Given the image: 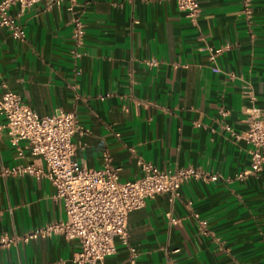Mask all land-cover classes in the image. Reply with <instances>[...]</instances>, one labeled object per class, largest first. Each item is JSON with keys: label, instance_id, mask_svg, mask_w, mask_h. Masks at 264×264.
I'll return each mask as SVG.
<instances>
[{"label": "crops", "instance_id": "crops-1", "mask_svg": "<svg viewBox=\"0 0 264 264\" xmlns=\"http://www.w3.org/2000/svg\"><path fill=\"white\" fill-rule=\"evenodd\" d=\"M53 1L10 8L25 39L0 28V96L18 94L38 116L74 113V159L100 169L107 154L121 182L141 175L138 159L217 177L188 179L176 199L156 195L128 215L135 264H264V166L234 179L249 164L236 137L244 112L264 109V0H251L249 17L243 0H197L193 21L174 0ZM31 162L25 142L0 133V238L17 240L0 247V264H72L74 240H19L64 220L49 181L2 173ZM128 255L116 242L103 264Z\"/></svg>", "mask_w": 264, "mask_h": 264}, {"label": "built area", "instance_id": "built-area-1", "mask_svg": "<svg viewBox=\"0 0 264 264\" xmlns=\"http://www.w3.org/2000/svg\"><path fill=\"white\" fill-rule=\"evenodd\" d=\"M43 0H0V28L11 38L23 42L25 34L16 18L9 14L12 6H18L19 14ZM61 0H54L59 4ZM176 9L189 20H195L199 8L197 0H174ZM243 12L251 14V0H243ZM223 48L211 51L210 58L222 52ZM247 129L237 135L249 146L248 167L234 174V179L242 181L256 176L264 166V109L245 110ZM0 133L5 132L11 144L23 141L34 162L16 164L2 170L12 176L30 175L36 179H46L54 188L53 197L59 200L64 210V220L52 222L19 238L27 242L38 237L61 235L77 242L79 250L72 258V264H103L104 258L116 251V242L126 246L129 255L127 264H135L137 253L129 246L128 215L145 205L148 199L166 194L170 200L179 195L180 185L188 180L215 181L217 177L188 167L176 171L158 170L140 159L137 165L141 175L121 182L119 168L111 165L107 154L103 156L100 169H90L75 159L72 138L82 134L76 116L72 112L55 111L52 115L38 116L21 97L6 91L0 96ZM22 153L17 151V157ZM171 221L174 222L173 219ZM205 225L199 222L200 228ZM14 238H0V247L14 244Z\"/></svg>", "mask_w": 264, "mask_h": 264}]
</instances>
